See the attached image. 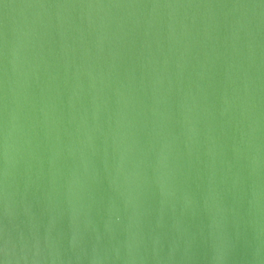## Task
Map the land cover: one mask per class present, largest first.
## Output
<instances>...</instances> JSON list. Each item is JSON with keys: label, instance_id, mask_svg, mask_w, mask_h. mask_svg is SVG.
Here are the masks:
<instances>
[{"label": "water", "instance_id": "obj_1", "mask_svg": "<svg viewBox=\"0 0 264 264\" xmlns=\"http://www.w3.org/2000/svg\"><path fill=\"white\" fill-rule=\"evenodd\" d=\"M0 264H264V0H0Z\"/></svg>", "mask_w": 264, "mask_h": 264}]
</instances>
